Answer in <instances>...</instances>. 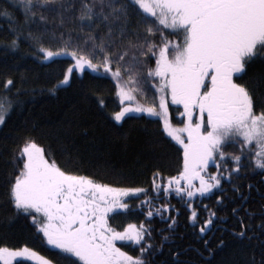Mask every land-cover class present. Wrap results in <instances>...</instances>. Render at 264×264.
<instances>
[{
	"label": "snow or ice",
	"instance_id": "1",
	"mask_svg": "<svg viewBox=\"0 0 264 264\" xmlns=\"http://www.w3.org/2000/svg\"><path fill=\"white\" fill-rule=\"evenodd\" d=\"M19 5L22 24L14 12L0 8L11 36L4 47L18 51L23 38L41 61L70 57L72 63L53 92L86 69L110 76L121 105L111 120L119 125L134 118L132 113L158 117L163 134L183 150L176 175L153 173L151 189L156 195L151 196L143 187H114L72 174L34 139L24 140L14 150L16 170L7 180L12 219L29 221L44 243L59 250L63 264H156L157 253L178 224L180 210L168 199L173 192L185 204L190 224L199 225L204 236L217 210L204 205L208 216L201 223L196 198L220 190L216 203L223 204V185L240 178L246 159L247 168L264 175V74L258 81L240 82L252 64H264V0H19ZM50 18L56 24L51 31L46 27ZM37 23L45 27L32 30ZM46 37L55 48L45 45ZM148 82L156 91L151 101L125 104ZM14 84L12 78L0 82V126L14 106L7 95ZM169 101L176 106L180 125L170 118ZM98 104L105 107L103 99ZM229 146L231 153L225 151ZM233 190L239 192L235 185ZM129 199L139 200L141 210L147 206L146 219L118 230L110 220L117 210L129 209ZM155 201H160L159 207L153 206ZM156 216L166 222L158 246L151 227ZM241 229L235 234L244 237L248 226L243 221ZM127 245L136 254L123 250ZM172 257V264H178L179 254ZM17 258L53 264L27 246L0 247V264H14ZM250 264H264V253Z\"/></svg>",
	"mask_w": 264,
	"mask_h": 264
},
{
	"label": "trees",
	"instance_id": "2",
	"mask_svg": "<svg viewBox=\"0 0 264 264\" xmlns=\"http://www.w3.org/2000/svg\"><path fill=\"white\" fill-rule=\"evenodd\" d=\"M0 8L14 12L16 20L23 23L19 0H15V4L13 0H0ZM30 27L36 30L45 25L37 23ZM46 27L51 31L56 24L50 18ZM8 30L9 21L0 17V82L6 78L15 81L7 93L14 106L6 124L0 126V247L27 246L52 260L53 264H63L58 259L59 250L44 243L29 221L22 217L12 219L14 213L6 196L7 180L16 170L14 150L22 146L24 140L34 139L52 154L51 158L62 169L72 174L87 175L98 183L114 187H143L151 196L156 195L151 189L153 173L159 170L164 177L176 175L182 166L183 150L163 134L158 117L132 113L134 118H126L119 125L111 120V113L118 111L121 105L110 76H98L86 69L83 74H74L69 85L53 92V85L62 79L63 72L72 63L71 58L61 56L55 62L41 61L35 55V48L23 38L18 51L7 50L4 45L11 39ZM44 43L46 46L51 43L53 48L56 46L47 37ZM261 74H264V64L257 61L240 82L258 81ZM3 93L4 89L0 87V94ZM155 95V88L148 82L134 93V101H125V104H143ZM100 99L105 101L102 109L98 104ZM156 103L158 105V99ZM169 106L172 122L180 125L176 106L170 101ZM244 163L246 170L239 174L240 178L223 185V204L216 203V194L220 190H214L215 194L207 198H196L194 207L201 223L208 216L204 205L217 210V217L204 236L199 232V225L194 228L188 221V210L183 201L174 192L168 197L174 209L180 210L179 219L175 231L168 233L169 239L157 253L156 264H172L174 252L179 254L178 264H250L253 257L257 262L260 260L264 253V175L258 169L247 168V159ZM215 170L213 166L211 171ZM233 185L239 192L233 190ZM143 198L141 195L140 199ZM128 203V210H117L118 214L110 220L118 230H123L129 223L139 225L146 219L147 206L141 210L138 207L140 201L136 199H129ZM159 204L160 201H155L153 206L159 207ZM233 208L237 209L236 213ZM241 221L248 226L244 237L235 234L242 230ZM151 227L153 242L158 246L159 230L166 228V222L156 216ZM204 240L210 243L206 246ZM221 240L223 245H220ZM121 243L118 242V246ZM123 250L136 254L131 245ZM18 262L35 264L26 259H18L14 264Z\"/></svg>",
	"mask_w": 264,
	"mask_h": 264
},
{
	"label": "rangeland",
	"instance_id": "3",
	"mask_svg": "<svg viewBox=\"0 0 264 264\" xmlns=\"http://www.w3.org/2000/svg\"><path fill=\"white\" fill-rule=\"evenodd\" d=\"M173 124H174V123H173ZM175 125H176V124H175ZM237 146L239 147V145H237ZM237 146H236V147H237ZM238 147H237V148H238ZM233 150H234V149H233L231 146H229L228 148H226V151L229 152V153L233 152ZM212 168H213V166H212ZM197 183H198V182H197ZM117 243H118V242H117ZM18 259H21V258H17V260H18ZM26 260H29V259H26ZM29 261L34 262L35 264H38V261H36V260H34V259L29 260Z\"/></svg>",
	"mask_w": 264,
	"mask_h": 264
}]
</instances>
